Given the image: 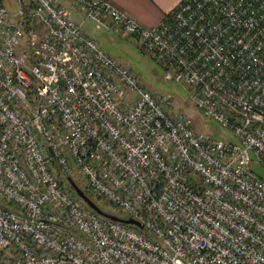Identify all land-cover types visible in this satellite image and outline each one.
Masks as SVG:
<instances>
[{
  "label": "built area",
  "instance_id": "obj_1",
  "mask_svg": "<svg viewBox=\"0 0 264 264\" xmlns=\"http://www.w3.org/2000/svg\"><path fill=\"white\" fill-rule=\"evenodd\" d=\"M0 0V264H264V0H181L146 26L68 0L137 40L235 141L199 132L54 0ZM88 193L138 220L107 219Z\"/></svg>",
  "mask_w": 264,
  "mask_h": 264
},
{
  "label": "rangeland",
  "instance_id": "obj_2",
  "mask_svg": "<svg viewBox=\"0 0 264 264\" xmlns=\"http://www.w3.org/2000/svg\"><path fill=\"white\" fill-rule=\"evenodd\" d=\"M3 2L8 8H15V0H3ZM78 17L83 19L81 23L82 32L94 38L98 46L115 61L130 69L145 90L155 95H168L171 97L173 110L189 116L197 131L209 133L217 139L236 140L230 130L219 126L193 103L189 90L183 84L165 78V66L145 53L135 38L114 32L112 29L97 24L90 18L85 19L83 14L78 15ZM70 176L85 191V180L79 172L74 170ZM87 194L104 211L119 216H126L102 198L91 193Z\"/></svg>",
  "mask_w": 264,
  "mask_h": 264
},
{
  "label": "crops",
  "instance_id": "obj_3",
  "mask_svg": "<svg viewBox=\"0 0 264 264\" xmlns=\"http://www.w3.org/2000/svg\"><path fill=\"white\" fill-rule=\"evenodd\" d=\"M114 5L134 17L146 26H154L160 22L166 13L174 9L181 0H109ZM55 3L64 6L71 19L80 24L83 22L78 15L82 13L68 0H54ZM16 7V1H15ZM10 9V8H9ZM15 9V8H13ZM12 9V10H13ZM84 33V32H83ZM85 34V33H84Z\"/></svg>",
  "mask_w": 264,
  "mask_h": 264
},
{
  "label": "water",
  "instance_id": "obj_4",
  "mask_svg": "<svg viewBox=\"0 0 264 264\" xmlns=\"http://www.w3.org/2000/svg\"><path fill=\"white\" fill-rule=\"evenodd\" d=\"M253 171L255 172V174L264 181V169L261 168L259 165H254L253 166ZM62 173L65 175L66 181L69 184V186L71 187V189L74 191V193L76 194V196L91 210H93L94 212H96L97 214L113 220V221H117V222H121L124 224H130V225H134L139 229H143V225L136 219L132 218V217H122L116 214H112V213H108L106 211H104L102 208H100L95 201L82 189L80 188L75 181L72 179V177L70 175L65 174L64 171H62Z\"/></svg>",
  "mask_w": 264,
  "mask_h": 264
},
{
  "label": "trees",
  "instance_id": "obj_5",
  "mask_svg": "<svg viewBox=\"0 0 264 264\" xmlns=\"http://www.w3.org/2000/svg\"><path fill=\"white\" fill-rule=\"evenodd\" d=\"M86 191V190H85ZM86 193H88V192H86ZM122 217H124V216H122Z\"/></svg>",
  "mask_w": 264,
  "mask_h": 264
}]
</instances>
